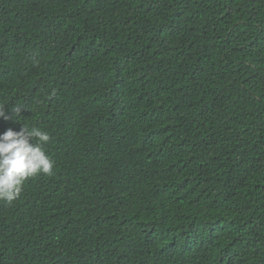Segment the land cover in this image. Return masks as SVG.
Wrapping results in <instances>:
<instances>
[{
    "label": "trees",
    "instance_id": "1",
    "mask_svg": "<svg viewBox=\"0 0 264 264\" xmlns=\"http://www.w3.org/2000/svg\"><path fill=\"white\" fill-rule=\"evenodd\" d=\"M0 107V264H264V0H0Z\"/></svg>",
    "mask_w": 264,
    "mask_h": 264
},
{
    "label": "clouds",
    "instance_id": "2",
    "mask_svg": "<svg viewBox=\"0 0 264 264\" xmlns=\"http://www.w3.org/2000/svg\"><path fill=\"white\" fill-rule=\"evenodd\" d=\"M22 108L13 105L16 120H20L16 117L21 115ZM0 118H9L4 107H0ZM49 140L47 131L27 127L25 123L18 131L9 128L0 134V200L10 204L19 198L28 178L40 173L52 174L55 161L43 148Z\"/></svg>",
    "mask_w": 264,
    "mask_h": 264
}]
</instances>
